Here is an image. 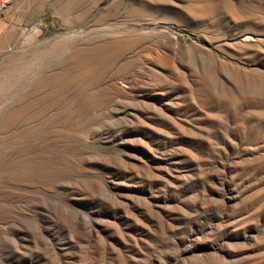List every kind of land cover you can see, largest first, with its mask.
Segmentation results:
<instances>
[{
	"label": "rangeland",
	"instance_id": "obj_1",
	"mask_svg": "<svg viewBox=\"0 0 264 264\" xmlns=\"http://www.w3.org/2000/svg\"><path fill=\"white\" fill-rule=\"evenodd\" d=\"M0 264H264V0H0Z\"/></svg>",
	"mask_w": 264,
	"mask_h": 264
}]
</instances>
